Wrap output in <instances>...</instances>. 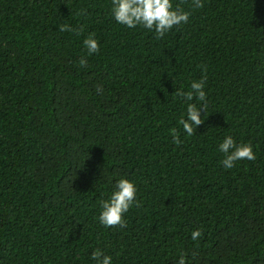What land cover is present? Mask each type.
<instances>
[{
	"label": "trees",
	"instance_id": "obj_1",
	"mask_svg": "<svg viewBox=\"0 0 264 264\" xmlns=\"http://www.w3.org/2000/svg\"><path fill=\"white\" fill-rule=\"evenodd\" d=\"M171 2L189 20L157 38L111 0H0V264H264V0ZM201 79L187 136L174 93ZM229 135L255 159L225 169ZM121 178L136 200L105 228Z\"/></svg>",
	"mask_w": 264,
	"mask_h": 264
},
{
	"label": "clouds",
	"instance_id": "obj_2",
	"mask_svg": "<svg viewBox=\"0 0 264 264\" xmlns=\"http://www.w3.org/2000/svg\"><path fill=\"white\" fill-rule=\"evenodd\" d=\"M192 6L202 8L203 0H192ZM111 14L118 24L128 29L139 26L150 32L154 31L157 38L163 37L174 27L187 23L190 15L188 12L174 9L171 0H111ZM83 44L88 55L99 51V42L93 36L86 38ZM174 96L188 102L186 114L180 118L179 125L187 136H192L202 123L201 108L204 110L206 108L205 80L192 81L187 91H184L182 86L179 91H175ZM171 134L174 142L179 143L176 129H172ZM217 150L224 156L220 163L225 169L233 168L238 161L255 159L251 144L238 145L230 135L223 138ZM137 191L136 185L128 179L117 180L108 198L100 202L98 222L105 228L124 227V215L135 203ZM201 235L200 230H195L191 233V238L195 241ZM90 259L95 264H113V258L99 249L91 254ZM178 264H190V262L186 260L184 254H181Z\"/></svg>",
	"mask_w": 264,
	"mask_h": 264
}]
</instances>
